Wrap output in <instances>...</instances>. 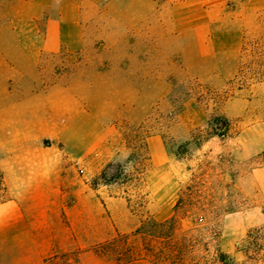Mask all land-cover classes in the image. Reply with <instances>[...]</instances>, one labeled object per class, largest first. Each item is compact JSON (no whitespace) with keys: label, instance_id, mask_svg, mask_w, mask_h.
Here are the masks:
<instances>
[{"label":"rangeland","instance_id":"rangeland-1","mask_svg":"<svg viewBox=\"0 0 264 264\" xmlns=\"http://www.w3.org/2000/svg\"><path fill=\"white\" fill-rule=\"evenodd\" d=\"M105 1L65 21L57 45L10 33L50 26L22 19V0H0V62L16 66L0 63V79L47 117L0 150V205L20 218L0 225V264H119L96 250L119 232L144 257L125 264H264V7L228 23L242 30L237 53H199L200 37L167 36L133 3ZM110 162L124 173L105 184Z\"/></svg>","mask_w":264,"mask_h":264},{"label":"crops","instance_id":"crops-1","mask_svg":"<svg viewBox=\"0 0 264 264\" xmlns=\"http://www.w3.org/2000/svg\"><path fill=\"white\" fill-rule=\"evenodd\" d=\"M90 1V0H89ZM96 2V1H95ZM106 5H112L116 2L120 5H134L135 19L139 21L150 20L161 22V29L166 31L167 36H177L190 38L198 36L200 39L197 43V50L199 53H237L239 51V41L232 42V38H238L243 35L242 30L239 27H232L229 22L234 18V13L239 10V13H243L247 6H263L264 0H106ZM88 3V0H22V13L24 20H45L48 26L44 30H11L15 36L22 37H44L55 38V42L58 45L62 41V37L66 36L64 30L65 21H80L84 14V5ZM74 6L76 11L74 13L68 12L64 5ZM146 6H150V12L146 10ZM62 7V8H61ZM150 15V16H144ZM236 17V16H235ZM235 19V18H234ZM244 19V18H240ZM52 26V27H51ZM163 33V34H164ZM80 35H83L80 33ZM222 36L227 38L228 41L223 45H215L210 42L211 37ZM202 38V39H201ZM48 39L43 40V45L36 50V61L33 68H38L39 53L42 48H49V44H45ZM30 39L24 40L23 45L19 46L22 53L26 54L27 61L31 54V49L27 43ZM191 45V44H186ZM190 47V46H188ZM46 50V49H45ZM4 67L10 69V66L16 68L15 65H11L7 59L2 62ZM32 65L27 64L26 68H30ZM25 68V65H23ZM0 134L6 138L7 143L4 144L0 141V150H11L14 146V133L16 130H22L23 132H29L32 127L37 126V131L40 132L46 128L47 117L44 110L38 112L32 109L30 104L31 93L25 92L22 94V102L16 100L15 96L10 92L11 86H15L18 82L8 80V75H3L0 79ZM30 83L27 82L26 86ZM25 86V83H23ZM17 101V102H16ZM37 116V120H32V116ZM55 129L59 125L57 122L53 123ZM19 159H12L6 168L10 175L11 172L16 171L17 165L21 164ZM12 166V167H11ZM12 175V174H11ZM8 178V185H10V179ZM15 206L10 203L0 205V225L6 224L7 227L10 224L11 228L16 226V221L20 218L13 215ZM4 221V222H2ZM2 222V223H1ZM136 261V260H135Z\"/></svg>","mask_w":264,"mask_h":264},{"label":"trees","instance_id":"trees-1","mask_svg":"<svg viewBox=\"0 0 264 264\" xmlns=\"http://www.w3.org/2000/svg\"><path fill=\"white\" fill-rule=\"evenodd\" d=\"M219 119L221 121L218 123L225 126L224 132L219 133L225 135L228 127V120L226 118ZM123 173L124 170L121 164L116 165L113 162H110L101 172L99 178L103 183L110 184L118 181ZM184 203L183 196L181 195L176 204L177 208H182ZM129 237V234L119 232L112 238V240L99 243L96 250L102 255H106L107 257L116 260L119 264H125L144 258L137 245L134 244V242H131Z\"/></svg>","mask_w":264,"mask_h":264}]
</instances>
